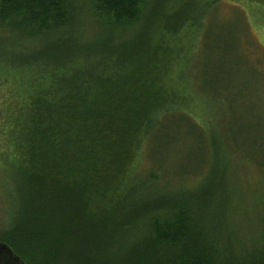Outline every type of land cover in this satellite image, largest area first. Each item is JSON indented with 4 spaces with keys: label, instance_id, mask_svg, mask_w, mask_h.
<instances>
[{
    "label": "trees",
    "instance_id": "16d2710c",
    "mask_svg": "<svg viewBox=\"0 0 264 264\" xmlns=\"http://www.w3.org/2000/svg\"><path fill=\"white\" fill-rule=\"evenodd\" d=\"M205 1L196 21L197 0H0V240L28 264H264L244 170L264 176V154L217 147L248 143L238 70L254 66L217 41L199 77L203 20L223 0ZM215 100L230 121L187 166L210 176L160 183L152 154L205 141Z\"/></svg>",
    "mask_w": 264,
    "mask_h": 264
},
{
    "label": "rangeland",
    "instance_id": "374dc122",
    "mask_svg": "<svg viewBox=\"0 0 264 264\" xmlns=\"http://www.w3.org/2000/svg\"><path fill=\"white\" fill-rule=\"evenodd\" d=\"M240 5L242 6L241 3L234 5L230 0H223L214 9L209 10L205 20L202 19L204 22H208V24L202 29L203 35L200 38L201 42L193 57L192 65L195 71L199 70V77H202L206 64L215 58L214 45H216L217 41L230 40L229 43H231L236 40L237 42H241V50L239 52L241 53L242 51L245 61L254 66L250 68L246 66L244 70H238L244 74L241 78H238L239 81L245 80V85L240 86L239 90L243 91V94L247 93V96L241 104L237 103V109L241 110V115L236 122L248 115L247 123L249 124L247 128L249 135L246 137L248 143L242 144L244 137L235 135L236 143L233 142L232 145L220 143L217 146L218 133L222 131V123H225V121L229 122L232 114L230 113L229 106H226L224 112H222V109H219V106H221L220 101L215 100L210 105L216 110L217 116L212 112L210 113L214 121L208 127V133L204 134L205 141L195 137L194 141H191V144L184 142L185 146L182 149L184 151L181 156L175 151L177 148L161 149L159 153L152 154L154 160L152 162L153 167L150 170L162 174L163 181H160V183L178 182L175 177H178L179 174L186 175L188 172L196 173L198 175L196 178L205 177L204 175L207 173L201 171V167L196 169L197 165L193 162L194 165L190 167L194 166L196 170L188 169L187 166L195 156L211 155V147H214V144L219 150L229 146L233 151L239 150L240 152L264 154V11H262L264 7L260 8L259 5L251 3L247 4L244 8L243 6L240 7ZM203 9H207L206 1L197 0V2L192 3L188 7L187 14L193 15L195 20L198 21L204 14ZM85 10L86 12L89 11L88 8ZM81 17L83 22H91L89 18H86L88 15ZM226 27L233 31L232 34L226 33ZM231 27L238 29L234 31ZM221 36L225 37L219 38ZM234 51V49L229 50L230 53ZM233 69H235V66H233ZM246 71H248L247 76ZM244 170L246 173H249V176H245V179H249L250 194L253 195L254 201L259 203L257 206L258 210L263 212L264 176L259 177L255 169L250 166H247ZM8 200V186L5 185V181L0 179V216L2 217H7L9 207L6 202Z\"/></svg>",
    "mask_w": 264,
    "mask_h": 264
},
{
    "label": "water",
    "instance_id": "95a60500",
    "mask_svg": "<svg viewBox=\"0 0 264 264\" xmlns=\"http://www.w3.org/2000/svg\"><path fill=\"white\" fill-rule=\"evenodd\" d=\"M0 264H28L7 242L0 240Z\"/></svg>",
    "mask_w": 264,
    "mask_h": 264
},
{
    "label": "bare ground",
    "instance_id": "6f19581e",
    "mask_svg": "<svg viewBox=\"0 0 264 264\" xmlns=\"http://www.w3.org/2000/svg\"><path fill=\"white\" fill-rule=\"evenodd\" d=\"M2 186V185H1Z\"/></svg>",
    "mask_w": 264,
    "mask_h": 264
}]
</instances>
